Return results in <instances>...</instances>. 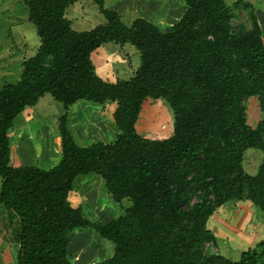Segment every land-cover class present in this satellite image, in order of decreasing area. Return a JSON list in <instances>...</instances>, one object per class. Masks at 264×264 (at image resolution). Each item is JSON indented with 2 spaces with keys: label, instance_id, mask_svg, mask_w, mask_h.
<instances>
[{
  "label": "trees",
  "instance_id": "trees-1",
  "mask_svg": "<svg viewBox=\"0 0 264 264\" xmlns=\"http://www.w3.org/2000/svg\"><path fill=\"white\" fill-rule=\"evenodd\" d=\"M83 0H23L38 39L21 62L18 81L0 89V204L18 219L16 264H73L68 235L90 228L112 244L94 264H264V235L237 261L208 254L216 245L208 219L225 204L247 201L264 210V46L252 5L225 0H182L176 23L159 28L142 18L130 24L89 0L104 22L74 31L65 10ZM264 4V0H261ZM235 11L245 23L236 27ZM128 45L139 65L114 83L94 73L90 55L103 44ZM44 95L61 105L60 159L47 170L9 164L8 130L25 108ZM255 98L262 117L247 124L243 101ZM146 99L162 100L172 114L165 139H147L135 124ZM115 103L119 133L109 144L77 147L66 110L77 101ZM260 153L254 175L242 166L249 150ZM94 174L115 203L130 206L106 224H92L67 201L74 179ZM264 231V214L262 216Z\"/></svg>",
  "mask_w": 264,
  "mask_h": 264
},
{
  "label": "rangeland",
  "instance_id": "rangeland-1",
  "mask_svg": "<svg viewBox=\"0 0 264 264\" xmlns=\"http://www.w3.org/2000/svg\"><path fill=\"white\" fill-rule=\"evenodd\" d=\"M80 4L84 8V12L79 7ZM162 4L163 6L170 5V10H174L173 15L170 16L175 20L180 18L185 8L182 0H163ZM10 11H15L18 14L19 18L17 20L19 22L23 17L22 12H24V18L21 24L19 23L17 25L13 23L15 22L14 17H16V14L14 15ZM70 12H73V16L77 18L76 21H71V26L74 31H88L104 22L103 16L89 0L72 4L66 9V13L69 16H71ZM235 13L237 14V19L233 21V25L236 27L238 24L245 23V13L241 11H235ZM126 20L124 19L122 22L127 23ZM22 43L25 46L23 47V52L26 53L25 55H23L24 53L19 54L20 50L16 48ZM38 44L34 28L27 21L23 0H0V50L7 46H12L14 50V56L11 59L0 60V89L5 83H15L18 81L21 62L31 58L35 54ZM33 45H35L34 48H32ZM113 45L111 43L103 44L102 49H108L109 56L117 58L116 66L122 65L125 67L124 72L130 73L132 64L136 65L139 62L137 54H135V57H132V51L134 53L137 52L130 46L129 48H122L118 45ZM6 60L7 63L5 62ZM94 73L102 79L100 77L101 70L99 65L96 66ZM108 77L109 81L106 82L112 83L113 81L110 79L112 76ZM118 77V75L113 76V78ZM243 106L245 107L247 124L250 127H255L262 117L257 108L256 99L253 97L245 99ZM114 109L115 103L112 102L94 104L79 100L72 104L69 115V127L75 145L81 148L95 142H101L103 144L111 143L115 138L114 136L119 133L111 117ZM100 119H103L101 124L99 122ZM56 123L58 124V118L56 119ZM135 129L138 134L147 139H165L169 137V132H172V114L170 109L160 99H146L141 105ZM33 143L31 142L28 147L32 148ZM13 145L12 141V150H14ZM42 148L48 154L53 153L54 147L51 141L48 144L43 142ZM56 148L60 150V140ZM259 162V151L249 149L244 153L242 166L248 175H254L256 173ZM34 166L38 167L36 164ZM72 185L74 193L71 195V198L76 197V192L78 195L77 203L83 200L80 204L83 210L82 214L92 224H106L121 216L124 210L130 206V202L127 199L121 200L119 203L113 202L105 190L103 181L97 175H79L73 181ZM93 200L96 202H93ZM68 203L73 208L78 206L71 201ZM95 203L96 205H94ZM263 214L264 210L253 207L247 201L223 205L214 212L207 222V228L213 233L217 243L216 245L206 244L204 250L208 254H218L231 261H237L242 251L253 248L262 240L264 235ZM16 225L18 228L19 224L15 222L11 226L14 227ZM67 240L66 254L69 261L73 264H94L109 258L112 254L113 247L111 242L101 239L90 228L74 229L68 235ZM1 245L0 264H8L10 258L5 256L3 252V249L6 247L4 244ZM13 259L14 264H16V255Z\"/></svg>",
  "mask_w": 264,
  "mask_h": 264
},
{
  "label": "crops",
  "instance_id": "crops-1",
  "mask_svg": "<svg viewBox=\"0 0 264 264\" xmlns=\"http://www.w3.org/2000/svg\"><path fill=\"white\" fill-rule=\"evenodd\" d=\"M162 1L163 0H104V6L119 14L121 20L128 19L126 20L127 23H125L127 25L130 24V22H132L135 18H142L159 28H164L176 23L177 20L173 19V17L171 18L170 16L173 15L174 10H170V5L163 6ZM236 1H243L253 6L254 15L261 31V41L264 46V4L261 2V0H225L227 4H231ZM79 7H81L84 12V8L81 4L79 5ZM10 13H13L14 15L16 14L15 11H10ZM22 13L23 17L20 22L17 20L19 18L18 14L15 15L16 17H14V24H21L24 18V12ZM70 15L71 16H69L65 10V17L70 21V27L72 28L71 21H76L77 18L73 16V12H70ZM23 47H25L23 43L20 46L16 47L20 50L19 54L24 53ZM34 47L35 45H33L32 48ZM124 47L129 48L128 45L122 46V48ZM105 50H103L102 46H100L90 55V61L94 67V70L96 66L99 65V68L101 70L100 77L102 78V80L109 81L108 76H112L110 78L113 81L112 83H114L116 80L129 79L138 67L139 62L136 65L132 64L130 73H125V67H123L122 65L116 66L117 58L114 56V58L112 56H109L108 49ZM25 54L26 53H24L23 55ZM132 54V57H135V54L138 55V53H134V51H132ZM13 56L14 50L12 49V46H7L0 50V60H9ZM7 60L5 61L6 63ZM111 65H113V67H111ZM114 75L122 77L113 78ZM71 106H69L65 111L67 114V128L69 131V115ZM63 112L64 110L62 109L61 105L56 102L54 103V100L49 95H44L43 97H41L33 107L25 108L24 111L13 120L12 126L7 133L10 150L9 164L14 167L34 166L36 164L39 169L41 168L42 170L50 169L51 167L56 165L60 159V150L56 148L59 145L56 119ZM99 122L101 124L103 122V119H100ZM169 133L171 135V131ZM70 134L73 138L71 131ZM12 141L14 144V150H12ZM50 141L51 143H53L54 147L52 154H48L47 151L44 152V149L42 148L43 142L45 144H48ZM31 142H34L33 147L29 148L28 146H30ZM74 180H76V178ZM73 193L74 188L72 185V188L67 196L68 202L71 201L72 203H76L78 206H75L74 208H79L83 212L80 205L83 200L78 201L77 203L78 195L75 192L76 197L71 198V195ZM94 201L95 200H93V202ZM94 205H96V203ZM13 222L19 224L16 215L4 209V207L0 204V247L2 246L1 244H4V246L6 247L3 249V252L5 253V256L10 258L8 264H14L13 258H15L18 249L17 234L19 232V227L17 228V225L12 227L11 225Z\"/></svg>",
  "mask_w": 264,
  "mask_h": 264
},
{
  "label": "bare ground",
  "instance_id": "bare-ground-1",
  "mask_svg": "<svg viewBox=\"0 0 264 264\" xmlns=\"http://www.w3.org/2000/svg\"><path fill=\"white\" fill-rule=\"evenodd\" d=\"M233 219V218H232ZM233 223V222H232ZM232 225V224H231ZM213 230V229H212ZM238 230V229H237ZM217 231V230H216ZM219 232V231H218ZM216 234V233H215ZM243 244V243H242ZM240 248V247H239Z\"/></svg>",
  "mask_w": 264,
  "mask_h": 264
}]
</instances>
